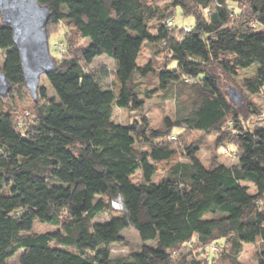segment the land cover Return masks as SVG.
Instances as JSON below:
<instances>
[{"label": "trees", "instance_id": "trees-1", "mask_svg": "<svg viewBox=\"0 0 264 264\" xmlns=\"http://www.w3.org/2000/svg\"><path fill=\"white\" fill-rule=\"evenodd\" d=\"M38 2L50 11L48 44L56 35L64 51L45 76L54 97L40 88L30 112L0 109V264L18 251V264H212L215 253L241 264L246 244L264 264V128H251L258 108L246 103L241 114L243 93L233 102V86L220 81L256 65L245 89L264 92V0ZM178 14L193 23H177ZM144 44L162 64L138 63ZM0 49V74L26 89L1 21ZM100 56L114 62L112 88L89 70ZM164 74L175 109L152 127L144 101ZM114 107L131 122H114ZM194 132L212 137L207 164L188 142ZM220 149L235 162H221ZM102 213L109 219L95 222ZM34 221L54 229L34 232ZM127 229L142 244L112 258L108 246Z\"/></svg>", "mask_w": 264, "mask_h": 264}, {"label": "rangeland", "instance_id": "rangeland-1", "mask_svg": "<svg viewBox=\"0 0 264 264\" xmlns=\"http://www.w3.org/2000/svg\"><path fill=\"white\" fill-rule=\"evenodd\" d=\"M169 0H155V3L164 6ZM179 12V11H178ZM179 15V14H178ZM177 23L182 24H191L193 23V19L190 17H181L180 15L176 18ZM58 38L56 35L51 37V44H54L56 42H60L57 40ZM50 44V45H51ZM51 51V50H50ZM6 50L0 49V69L3 65L4 55ZM60 53L51 52V55L55 58H59ZM149 58H153L154 61L156 60L157 63L162 64L164 61V58L162 55H153L151 46L148 44H144L142 47L141 53L139 55V64H143L149 60ZM255 69L256 65H253L247 69H244L238 73V75L231 77L230 79L221 76L220 81L223 86V88L226 90L228 86H233L237 91L243 93V101L240 103L239 111L243 115H248L249 113L246 111V103H252L254 106H256L259 110V113L249 119L250 126L253 129L258 128H264V92L258 95L249 94L245 89V81L248 79H252L255 75ZM89 70L93 72L96 76V78L100 81V84L102 87L105 88H112L115 86V79H114V70L115 65L113 60L107 58L106 56H100L97 58H94L92 63L89 66ZM171 78L169 74H164L161 76V88L159 91H155L153 94V97L150 99H147L144 101V107H143V114H145L149 121L150 125L152 127L160 126L162 123V120L164 117L173 116V112L175 109V100L173 96H163V94L166 92L165 88V81ZM45 88L46 95L48 98L54 97V92L45 76H41L39 80V89ZM168 90V89H167ZM7 96L4 100V102H1L0 100V109L11 110L12 112H22L26 111L27 113L30 112L33 108V101L32 98L29 96L26 89L21 87H13L12 89L7 92ZM142 99V97L140 96ZM128 112L124 109L114 107L112 112V120L116 123L120 124H127L131 122L133 116H128ZM173 132H177V129H173ZM175 135V134H174ZM191 137L188 138V142H191V140L195 141L196 143H199L201 145V149L198 152V155L201 157V160L207 164L209 162V159L212 157L213 154V140L212 137H207L205 135H202L201 133L194 132L193 135H190ZM171 146H176L179 149L177 141L171 143ZM220 161L229 165L234 163V159L230 155V153H223L224 149H220ZM140 178V172L136 171L131 177L130 180L132 182H137ZM161 178V172L158 174H155L152 177L153 182H158ZM109 219V216L107 213H102L96 215L94 218L95 222H105ZM54 228L48 224H43L38 221H34L32 231L34 232H44V231H51ZM123 242L119 243H113L108 246V249L110 251V256L112 258L115 257H123L127 256L128 252L141 245V241L133 229H127L121 233ZM145 244H152V242H146ZM153 245V244H152ZM257 245L254 246L252 244H246L243 247V250L240 255H238V261L241 264H256V251H257ZM21 254V251H18L13 257L9 258L7 260V264H18V258ZM224 255H219L218 253H215L214 255L210 254V258H212L210 261L212 264H229L227 260L223 259Z\"/></svg>", "mask_w": 264, "mask_h": 264}, {"label": "water", "instance_id": "water-1", "mask_svg": "<svg viewBox=\"0 0 264 264\" xmlns=\"http://www.w3.org/2000/svg\"><path fill=\"white\" fill-rule=\"evenodd\" d=\"M50 16L48 6L38 0H0V21L12 32V40L19 54L24 86L34 100L41 76L56 65L49 51L46 24ZM10 84L0 74V96L5 97ZM228 96L233 102L241 100V93L231 88Z\"/></svg>", "mask_w": 264, "mask_h": 264}, {"label": "built area", "instance_id": "built-area-1", "mask_svg": "<svg viewBox=\"0 0 264 264\" xmlns=\"http://www.w3.org/2000/svg\"><path fill=\"white\" fill-rule=\"evenodd\" d=\"M184 30H188V27L183 25ZM55 52V53H62L64 51V45L62 42H56L54 44L49 45V51Z\"/></svg>", "mask_w": 264, "mask_h": 264}]
</instances>
